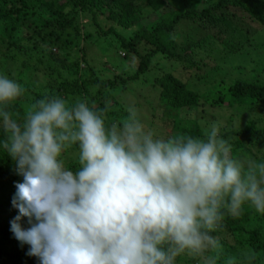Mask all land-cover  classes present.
Instances as JSON below:
<instances>
[{
	"label": "clouds",
	"instance_id": "clouds-1",
	"mask_svg": "<svg viewBox=\"0 0 264 264\" xmlns=\"http://www.w3.org/2000/svg\"><path fill=\"white\" fill-rule=\"evenodd\" d=\"M24 92L0 74V148L22 178L10 231L39 264H177L182 255L218 264L213 233L225 215L245 205L264 214V159L234 157L218 122L204 138L164 139L135 106L109 123L107 109L60 96L36 101L18 122L8 109ZM73 147L75 170L63 158Z\"/></svg>",
	"mask_w": 264,
	"mask_h": 264
},
{
	"label": "trees",
	"instance_id": "trees-1",
	"mask_svg": "<svg viewBox=\"0 0 264 264\" xmlns=\"http://www.w3.org/2000/svg\"><path fill=\"white\" fill-rule=\"evenodd\" d=\"M169 4V0H0V48L6 47L5 49L9 50L18 47L21 50L22 46L18 42L32 43L36 47L46 46L50 53L47 52L42 58L37 59L38 63L45 65L46 57L54 54L52 53L54 48L64 53L75 40L82 37L89 39L92 36L83 25L84 18H88L99 29L100 37H107L111 34L118 36L115 27L132 30L140 22V13L145 6L155 13H161V17L155 28L143 27L136 31L137 37L152 50L145 55H139L141 62L136 68L135 76L131 78L138 81L143 76H148L153 59L158 55L167 56L171 61L184 63L182 52L171 51L179 39L177 31L184 21L185 23H194L199 29L208 31L212 27L219 26L222 19H228L226 14L231 12L235 18L241 15L242 18L264 26V0H221L204 10L186 6L166 12L165 8ZM43 13H46L45 18L42 17ZM102 18L110 23L107 30L102 28L99 23ZM119 38L125 48L135 50L133 43L127 44L123 36ZM193 45L182 46V51L185 52L193 48ZM243 47V45L236 47L235 52ZM135 51L138 53L137 50ZM0 55L2 56L1 53ZM5 56L3 54L0 60L1 69H5V65L15 59L14 56L8 60L9 58ZM48 64L49 76L54 77L57 83L62 78V71L52 68L51 61ZM24 65L29 66L30 64L25 62ZM184 66L190 68L188 66L195 65L185 64ZM114 84L116 81L110 85ZM100 85L103 87L106 84L100 83ZM83 88L84 85L80 83V78L72 81L64 79L56 92L45 96L37 95V99L42 100L59 95L70 98V96L73 97L81 93ZM153 88V92L160 98V104L164 106L165 118L162 117V120L171 122V125L167 123L171 127L166 125L160 138L167 139L177 135L204 138L205 134L197 124L184 122L176 117L179 111L186 108H197L202 101V96L192 90L185 79L165 73L163 76L153 79ZM213 90L218 93L217 97H204L207 103L212 106L264 103V86L259 84L224 81L215 85ZM109 96L107 94L105 99ZM97 109L107 108L101 104ZM8 110L18 122L22 121L26 114L18 102L12 103ZM110 114L119 118V122L123 119L108 110L106 115ZM147 128L153 130L152 127L147 126ZM236 135L238 139L229 141V143L245 157L251 154V149L254 146L264 148V130L254 124L248 125ZM226 136V139L231 137ZM4 138L5 134L0 131V139ZM256 161H259V158ZM68 167L75 170L78 166L69 165ZM21 179L15 174L14 162L8 156L7 151L0 148V197L10 201L0 207V262L2 261V264H39L37 258L26 254L28 245H21L10 231L9 222L13 218H4L3 216L8 206L12 207L11 200L15 192L14 183ZM27 226L25 225V227ZM213 234L230 249L229 255L226 256L225 253L218 264H229V260L231 263L239 260L236 264H264V214L256 212L253 207L245 205L239 215L226 214L221 226ZM177 264H199V258L182 255L177 257Z\"/></svg>",
	"mask_w": 264,
	"mask_h": 264
},
{
	"label": "rangeland",
	"instance_id": "rangeland-1",
	"mask_svg": "<svg viewBox=\"0 0 264 264\" xmlns=\"http://www.w3.org/2000/svg\"><path fill=\"white\" fill-rule=\"evenodd\" d=\"M169 1V6L165 8L166 12L186 6L204 10L221 0ZM226 16L228 19H222L221 25L212 27L208 31L199 29L194 23H185V21L182 22L183 24L181 23L182 25L177 31L179 39L171 51L182 52L184 63L195 65L188 66L190 68H185L184 63L168 60L167 56L158 55L153 59L148 76H143L138 81L131 79L135 76L136 68L141 62L139 55L152 52L150 46L137 37L136 31L143 27L155 28L161 17V13H155L144 6L140 13V22L132 30L115 27L118 36L111 34L107 37H100L99 29L88 18H84L83 25L92 36L89 39L82 37L75 40L64 53L54 48L52 51L54 54L46 57L45 65L38 63L37 59L42 58L47 52L50 53L46 46L36 47L32 43L18 42L22 46L21 50L18 47L9 50H6V47L0 48V53L2 56L6 55L8 60L15 56L14 60L5 65V69L0 67V74L16 80L23 86L24 95L13 103L18 102L26 113L30 106L38 101L37 95L45 96L56 92L64 79L72 81L80 78V83L84 85L81 93L73 97L70 96V98L59 96L69 103L77 98L87 99L89 106L94 110L104 104L110 113H115L123 119L127 116V108L135 106L139 109L140 118L146 127H152L154 133L160 137L164 133L166 125H171V122L162 120V117L165 118L164 106L160 104V98L153 92V79L161 77L165 73H171L185 79L189 87L202 96L201 104L197 108L183 109L176 114V117L184 122H194L205 135L210 125L213 122H218L221 126V135L225 139L226 135H229L231 137L227 140L234 141L238 139L236 133L242 132L250 124L264 130V103L212 106L207 103L205 98L217 97L218 93L213 89L215 85L224 81L228 83L242 81L264 86V26L242 18L241 15L235 18L231 12ZM42 17L45 18L46 13H43ZM99 23L106 30L110 24L103 18ZM121 36L126 39L127 44L133 43L138 53L134 49L125 48L119 38ZM188 44H194L193 48L183 52L182 46ZM241 45L244 47L235 52V48ZM2 56L0 55V60ZM50 61L52 68L62 71V78L57 83L54 77L49 76L47 67ZM25 62L30 65L25 66ZM114 81L116 84L111 86L110 84ZM100 83L106 85L102 87ZM107 94L110 96L105 99ZM107 117L109 123L111 121L112 123L119 122V118L117 119L112 114ZM251 151V154L245 157L232 147V155L242 161L264 159L263 147L254 146ZM77 157L76 148L69 149L63 157L66 167L69 165L78 166ZM9 202V199L0 197V207ZM16 215L17 211L10 205L3 214L4 218H14ZM22 223L23 226L27 225L26 219ZM221 244L223 253L218 261L225 253L226 256L229 255L230 251L224 242ZM238 262L239 260L233 261L231 264Z\"/></svg>",
	"mask_w": 264,
	"mask_h": 264
}]
</instances>
